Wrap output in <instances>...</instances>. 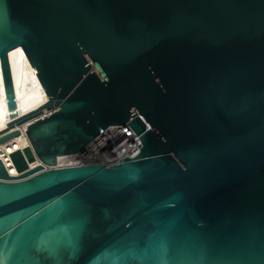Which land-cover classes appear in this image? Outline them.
Returning <instances> with one entry per match:
<instances>
[{
  "label": "water",
  "instance_id": "obj_1",
  "mask_svg": "<svg viewBox=\"0 0 264 264\" xmlns=\"http://www.w3.org/2000/svg\"><path fill=\"white\" fill-rule=\"evenodd\" d=\"M20 45L49 95L24 114ZM0 57V144L30 140L0 156V264H264V0H0ZM114 124L135 157L36 164Z\"/></svg>",
  "mask_w": 264,
  "mask_h": 264
},
{
  "label": "bare ground",
  "instance_id": "obj_2",
  "mask_svg": "<svg viewBox=\"0 0 264 264\" xmlns=\"http://www.w3.org/2000/svg\"><path fill=\"white\" fill-rule=\"evenodd\" d=\"M9 58L18 100V112L24 114L47 102L49 95L24 48L20 45L11 49ZM49 112V109L44 110L46 114ZM10 120H12V117L8 107L2 60L0 57V130L6 128ZM20 129L21 133L19 135L0 144V156L2 158L7 157L8 160L6 162H9L10 172L14 174H18V171L12 162L11 153L30 144V140L26 135L27 123L20 125ZM38 163L39 160L36 161V164ZM36 164L33 163L31 166H35Z\"/></svg>",
  "mask_w": 264,
  "mask_h": 264
},
{
  "label": "built area",
  "instance_id": "obj_3",
  "mask_svg": "<svg viewBox=\"0 0 264 264\" xmlns=\"http://www.w3.org/2000/svg\"><path fill=\"white\" fill-rule=\"evenodd\" d=\"M141 143V137L129 124H114L103 130L87 146L85 151L58 155L55 165L46 164L42 161H39V163L44 164V169L96 163L110 166L118 164L121 158L127 156L135 157L141 152V147L139 146ZM3 159L5 162L8 160L7 157ZM8 163L6 162V164Z\"/></svg>",
  "mask_w": 264,
  "mask_h": 264
},
{
  "label": "snow or ice",
  "instance_id": "obj_4",
  "mask_svg": "<svg viewBox=\"0 0 264 264\" xmlns=\"http://www.w3.org/2000/svg\"><path fill=\"white\" fill-rule=\"evenodd\" d=\"M15 105H14V103H13V107H14Z\"/></svg>",
  "mask_w": 264,
  "mask_h": 264
},
{
  "label": "rangeland",
  "instance_id": "obj_5",
  "mask_svg": "<svg viewBox=\"0 0 264 264\" xmlns=\"http://www.w3.org/2000/svg\"><path fill=\"white\" fill-rule=\"evenodd\" d=\"M99 71V70H98Z\"/></svg>",
  "mask_w": 264,
  "mask_h": 264
}]
</instances>
